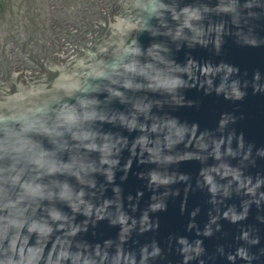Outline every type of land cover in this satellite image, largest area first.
<instances>
[{
	"label": "water",
	"instance_id": "water-1",
	"mask_svg": "<svg viewBox=\"0 0 264 264\" xmlns=\"http://www.w3.org/2000/svg\"><path fill=\"white\" fill-rule=\"evenodd\" d=\"M7 3L0 264H264V0Z\"/></svg>",
	"mask_w": 264,
	"mask_h": 264
},
{
	"label": "clouds",
	"instance_id": "clouds-1",
	"mask_svg": "<svg viewBox=\"0 0 264 264\" xmlns=\"http://www.w3.org/2000/svg\"><path fill=\"white\" fill-rule=\"evenodd\" d=\"M43 155V154H42ZM36 163L43 166L42 165V162L40 159H37L36 160ZM52 169H50L51 171ZM30 191L33 193V194H36L37 193V190L36 189H30ZM53 219L54 220H58V219H61V217L58 215V214H54L53 215ZM10 223H13L17 228H22L23 227V223L22 222H16V221H12ZM36 230V226L35 225H32L30 226L29 228V231H35ZM51 232V229L50 228H47L42 234L44 235H48L49 233ZM19 238L18 234H17V237H14L13 240H12V247L15 248V245L17 243V239ZM29 255L25 261V258H24V252H23V247H21L20 249V255H21V261H20V264H35V261L38 259V256H37V252L39 250H33V249H29ZM67 253L64 252V253H61V256L60 258H67ZM8 264H13L12 261H9Z\"/></svg>",
	"mask_w": 264,
	"mask_h": 264
},
{
	"label": "flooded vegetation",
	"instance_id": "flooded-vegetation-1",
	"mask_svg": "<svg viewBox=\"0 0 264 264\" xmlns=\"http://www.w3.org/2000/svg\"><path fill=\"white\" fill-rule=\"evenodd\" d=\"M7 1H8V0H7ZM6 11H10V4L7 3V5H6V0H0V16H1L3 13H6ZM8 19H9V20H8ZM11 19H12V18H6L4 24H6V23H11V22H12ZM3 30H5V28L0 29V31H3Z\"/></svg>",
	"mask_w": 264,
	"mask_h": 264
}]
</instances>
